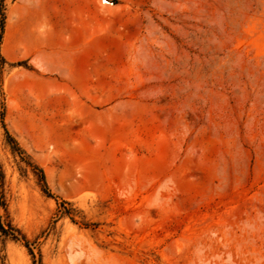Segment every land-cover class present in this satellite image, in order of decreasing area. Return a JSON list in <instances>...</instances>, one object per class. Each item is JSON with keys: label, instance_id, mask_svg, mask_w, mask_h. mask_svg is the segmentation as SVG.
<instances>
[{"label": "rangeland", "instance_id": "obj_1", "mask_svg": "<svg viewBox=\"0 0 264 264\" xmlns=\"http://www.w3.org/2000/svg\"><path fill=\"white\" fill-rule=\"evenodd\" d=\"M2 19L0 264H264V0Z\"/></svg>", "mask_w": 264, "mask_h": 264}, {"label": "trees", "instance_id": "obj_2", "mask_svg": "<svg viewBox=\"0 0 264 264\" xmlns=\"http://www.w3.org/2000/svg\"><path fill=\"white\" fill-rule=\"evenodd\" d=\"M4 22H3V19H2V21H1V33H0V64H5V63H8V60L6 59V57H5V55L2 53V51H1V38H2V32H3V29H4V24H3ZM6 135H7V138H8V140L9 141H13L14 142V144H15V150H23L20 146H19V144H18V142L16 141V139L8 132V131H6ZM24 151V150H23ZM41 172H42V177L43 178H45V175H44V173H43V170L41 169ZM1 179H2V173H1V171H0V182H1ZM0 228L2 229V231L4 232V233H6V234H8V230L7 229H4L1 225H0Z\"/></svg>", "mask_w": 264, "mask_h": 264}, {"label": "bare ground", "instance_id": "obj_3", "mask_svg": "<svg viewBox=\"0 0 264 264\" xmlns=\"http://www.w3.org/2000/svg\"><path fill=\"white\" fill-rule=\"evenodd\" d=\"M105 2L107 1V0H104ZM20 38V37H19ZM7 39H8V31L6 32V35H5V40H4V43H3V52H4V54L7 56V57H9V58H11V57H15L16 56V52L14 53H10L9 51H8V48H7ZM23 45V44H22Z\"/></svg>", "mask_w": 264, "mask_h": 264}]
</instances>
